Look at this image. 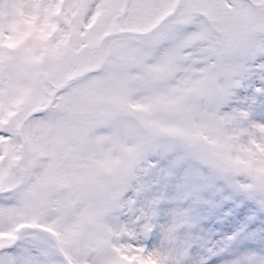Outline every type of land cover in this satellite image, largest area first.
I'll return each instance as SVG.
<instances>
[{"label": "snow or ice", "instance_id": "snow-or-ice-1", "mask_svg": "<svg viewBox=\"0 0 264 264\" xmlns=\"http://www.w3.org/2000/svg\"><path fill=\"white\" fill-rule=\"evenodd\" d=\"M0 264H264V0H0Z\"/></svg>", "mask_w": 264, "mask_h": 264}]
</instances>
